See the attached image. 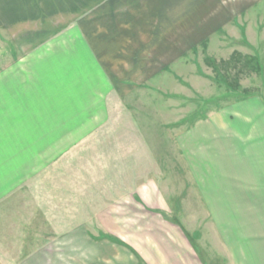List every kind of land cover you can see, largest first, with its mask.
I'll return each mask as SVG.
<instances>
[{
	"label": "rangeland",
	"instance_id": "obj_1",
	"mask_svg": "<svg viewBox=\"0 0 264 264\" xmlns=\"http://www.w3.org/2000/svg\"><path fill=\"white\" fill-rule=\"evenodd\" d=\"M126 1H41L44 12H23L34 4L20 0L7 2L19 12H2L0 1V71L42 122L40 137L31 128L27 190L0 217L46 248L66 232L101 240L104 209L139 200L134 189L150 179L132 175L149 162L147 143L160 150L185 126L216 120L244 184L232 203L217 194L219 224L196 223L193 237L217 264H264V9L133 12ZM98 56H111V74Z\"/></svg>",
	"mask_w": 264,
	"mask_h": 264
},
{
	"label": "crops",
	"instance_id": "obj_2",
	"mask_svg": "<svg viewBox=\"0 0 264 264\" xmlns=\"http://www.w3.org/2000/svg\"><path fill=\"white\" fill-rule=\"evenodd\" d=\"M0 1L6 2L2 12H19L18 6L7 3L19 0ZM20 1L34 4L24 5L26 11L21 9L23 12H44L41 1L61 0ZM263 7L264 0H132L133 12H254ZM91 45L94 49L101 48L97 41H91ZM96 59L98 65L108 66L111 74V56ZM73 63L70 61L69 65ZM3 71H0V208L9 204L6 198L15 191L27 190L31 128L39 129V137L42 128L40 118L31 119L29 108L26 106L24 110V105L15 101L11 76ZM185 128L177 138H163L161 144L166 147L160 150L146 140L149 164L143 170L135 167L132 175L150 179L134 189L139 200L115 202L104 209L102 225L106 230L101 240L90 233L66 232L57 234L53 247L46 248L30 243V233L14 232L13 220L2 216L0 264H217L203 257L202 242L193 237L195 224L210 219L219 224L215 210L222 205L217 194L232 203V194H238L239 185L244 183L238 179V170L233 169L234 173L230 174L231 157L223 152V138L219 137L223 135L221 123L201 121ZM40 159L45 160V157H37ZM175 176L181 177L179 188L169 179ZM209 177H223L227 182L222 179L225 183L215 184L207 180ZM189 178H193L192 184ZM230 207L233 206L229 204ZM191 209L195 212L191 213ZM37 237L33 241H39L42 236ZM79 240L87 242L85 248L77 247Z\"/></svg>",
	"mask_w": 264,
	"mask_h": 264
}]
</instances>
